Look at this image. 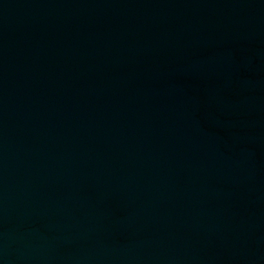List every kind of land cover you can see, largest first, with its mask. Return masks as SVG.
Segmentation results:
<instances>
[{
    "label": "water",
    "instance_id": "95a60500",
    "mask_svg": "<svg viewBox=\"0 0 264 264\" xmlns=\"http://www.w3.org/2000/svg\"><path fill=\"white\" fill-rule=\"evenodd\" d=\"M0 264H264V0H0Z\"/></svg>",
    "mask_w": 264,
    "mask_h": 264
}]
</instances>
